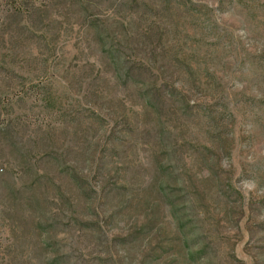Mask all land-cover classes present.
<instances>
[{"label": "rangeland", "instance_id": "374dc122", "mask_svg": "<svg viewBox=\"0 0 264 264\" xmlns=\"http://www.w3.org/2000/svg\"><path fill=\"white\" fill-rule=\"evenodd\" d=\"M22 3L0 264H264V0Z\"/></svg>", "mask_w": 264, "mask_h": 264}, {"label": "trees", "instance_id": "16d2710c", "mask_svg": "<svg viewBox=\"0 0 264 264\" xmlns=\"http://www.w3.org/2000/svg\"><path fill=\"white\" fill-rule=\"evenodd\" d=\"M4 4L8 8L13 9L14 11H22L24 9L22 0H1L0 4Z\"/></svg>", "mask_w": 264, "mask_h": 264}]
</instances>
